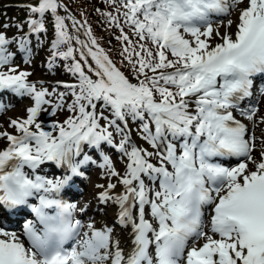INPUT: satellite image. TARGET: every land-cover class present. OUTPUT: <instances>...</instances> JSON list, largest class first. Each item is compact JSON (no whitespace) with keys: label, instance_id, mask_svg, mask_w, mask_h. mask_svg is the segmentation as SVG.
I'll return each mask as SVG.
<instances>
[{"label":"snow or ice","instance_id":"obj_1","mask_svg":"<svg viewBox=\"0 0 264 264\" xmlns=\"http://www.w3.org/2000/svg\"><path fill=\"white\" fill-rule=\"evenodd\" d=\"M107 2L116 5L117 15H102L120 28L117 39L126 42L121 55L135 83L97 45L90 28V43L69 33L65 20L73 27L79 22L57 14L64 8L59 0L28 5L30 16L40 17L27 21L29 31H44L43 18L51 13L52 56L73 58L68 71L78 83L63 85L74 98L66 105L67 93L38 90L27 79L30 73L11 66V41L0 33V93L32 101L25 118L9 122L18 135L0 132L8 141L0 149V207L27 206L36 218L23 225L27 244L0 227V264H264V133L257 136L234 114L239 111L255 128L258 108H241V102L253 95L254 78L264 75V0ZM233 12L236 20L229 18ZM73 39L80 48L71 46ZM26 42L20 38L21 47ZM64 44L66 51H55ZM54 94L55 100L48 98ZM259 94L264 96V85ZM9 107L0 101V112ZM64 108L72 115L45 131L40 116ZM129 119L139 121L137 135L148 148L133 142ZM85 145H107L126 161L120 172L102 155L109 183L97 185L104 189L97 199L119 206V225L131 227L128 251L112 227L82 223L73 216L75 204L56 198L73 177L83 176L81 166L90 160ZM215 157L238 159L223 166L212 162ZM46 161L67 174L33 179L23 171ZM117 185L122 192H113ZM33 196L38 204L29 203Z\"/></svg>","mask_w":264,"mask_h":264},{"label":"rangeland","instance_id":"obj_2","mask_svg":"<svg viewBox=\"0 0 264 264\" xmlns=\"http://www.w3.org/2000/svg\"><path fill=\"white\" fill-rule=\"evenodd\" d=\"M91 1L92 0H68L69 3L74 4L75 8L81 14H84V9L82 8V6H85V4H86L87 8L90 10V13L97 18H102V16H103L102 13L109 12L108 9H106V5H108L106 0H93L94 3L90 4ZM37 2H38V0H0V33H4L5 35H8L7 32L15 29V27L17 25L21 26V23L15 24L14 22H12V17H13L12 14H14V9L21 11L20 13L26 14L27 13L26 11L28 10V5H35ZM80 2H83V3L81 4ZM113 7L115 9L116 5H113ZM97 9H99V11H97ZM5 11L7 13H5ZM111 13L113 15H116L115 11H113ZM57 14L64 16L66 18L70 16L67 14V12L64 9H61V8L58 9ZM236 15L237 14L235 12H233L232 16L229 18L236 20L235 19ZM104 18L106 21H108L105 16H104ZM122 19H123V17H122ZM220 19H224V18H220ZM215 21L218 22V19ZM65 23L68 26V31L71 35L75 34L74 32H76L75 35L78 36L81 41L90 43L89 37L85 34L86 32L84 31V28L80 24H77L76 27H73L71 19H66ZM4 25H8V27L6 28V27H4ZM112 28H115L118 31V34H120V28L115 27L114 25ZM233 28H234V26H233ZM224 30H225L224 28L220 29V31L222 33L224 32ZM28 33H29V31L26 32V34L24 36H22L27 41L23 45V47L20 46V38H22L21 36H19L20 38H18V39H13V41H14L13 44L15 45V48H13L11 50V52H13L12 64L19 65L22 63L23 65H26V61L29 59V57H26V55L21 53V52H23V50L26 48L30 54L31 49H33L32 47H30L33 45V39L31 37V33L30 34H28ZM217 41H218V38L214 39L212 41V43L217 42ZM11 44H12V42L6 46L8 51H10L9 46ZM64 46H66V45L65 44L61 45L55 51L60 50ZM78 46L80 48V45H78ZM93 50L95 51V48ZM78 56H79V53H78ZM88 59H89V61H91V57H88ZM40 72L36 73L35 78H38V79L35 82L41 83L40 84L41 86L47 85L48 87H50V89L48 90L49 92L52 91L53 87H56L55 85H57V87H61V88L63 87L60 83L58 84L56 82H53L52 79L49 78V77L55 78V79L60 78L54 74V71L51 68L49 69L47 75H44V74L41 75L42 73H40ZM57 81H59V79H57ZM63 88H65V87H63ZM255 96H254L255 97V100H254L255 104L254 105H255V107L258 108V112H257V115L254 119L257 121V125L260 129L259 132L261 135V133H264V124L259 123V118L261 116H264V96H261L259 94V92L256 93ZM52 97H53V100L56 99L55 94ZM49 98H51V97H49ZM1 100L2 101L6 100L7 104H10L11 107L7 108L6 111L0 113V132L7 130L9 132L15 133L16 132L15 129L14 128L12 129L11 127H9L10 120L17 119V118H21V119L25 118L26 117L25 109L28 106L32 105V101L30 100V98H27V97H25L24 99H22V97H21V98H18L17 100L14 101L13 99H11V97L9 95L3 96V99H1ZM45 107H47L49 109V112L51 111L50 105H46ZM59 114H60L59 111L55 115H49L46 113L45 117L47 119H49L48 122H50V120L58 121ZM42 115L44 116V114H42ZM105 115H109V113L105 112ZM46 118H45V120H46ZM39 119L42 120V117L40 116ZM101 123H103V122L101 121ZM128 123H129L130 129L132 130L131 136H132L133 142L134 143L137 142L141 147L148 148L149 146L143 140H141L139 138V136L137 135L138 127H139V121L134 123L130 119ZM46 124H48V123L47 122L45 123V121H43V127ZM50 129H51L50 127H47L45 131H53ZM53 134L55 135L57 133L53 132ZM6 143H7V140L5 138H0V149H3L6 146ZM149 150H151V149L149 148ZM111 159H112L116 169L118 171L122 172L124 170L126 161L123 160L121 157H118V156H115L114 158L111 157ZM152 162L156 163V159L152 158ZM86 180H87V182L85 184H84V182H81L79 185L80 186V192H78L79 195L77 197V198H79V203L76 205L75 210L78 211V213L81 212L82 216L85 215L82 217L83 222H94V224L99 228H103L105 226L112 227L114 229L115 237L118 239L121 238L125 232V229L115 223V220L117 219V215H116L117 208H116L115 204L112 202H109L107 204H101L98 202V199L96 198V192H101L104 190L103 188H98L97 185L98 184L104 185L106 187L107 184L109 183V178L106 175L105 170L102 169L101 167H98L97 169H93L91 174H89V176L86 178ZM83 181H85L84 178H83ZM111 182L116 183V178L113 177L111 179ZM120 189H123V187L121 185H117V188L114 190L116 191V190H120ZM82 208L84 209V211H81Z\"/></svg>","mask_w":264,"mask_h":264},{"label":"trees","instance_id":"obj_3","mask_svg":"<svg viewBox=\"0 0 264 264\" xmlns=\"http://www.w3.org/2000/svg\"><path fill=\"white\" fill-rule=\"evenodd\" d=\"M59 2L64 5V8H61V9L65 10L66 8L67 14L70 15L71 17H74L75 20L79 22L78 24H80L84 28L85 32L87 31V29L89 28L91 29V34L96 39L97 45H99L100 48H103L105 53L113 61L115 66L119 68L122 72H124V74L128 76L129 79L133 83H135L136 80L134 78V74L131 72L130 66H127V67L125 66L127 64V61H125L121 55L124 47L126 46V42L122 43L121 40L117 39V37H119L120 34H118V31L115 28H112L113 24L108 23V21L105 20L104 16H102V18H97L93 16L90 13V10L87 8L86 4L85 6H82V8L84 9V14H81L75 8L74 4L69 3L68 0H63V1L59 0ZM80 3L82 4L83 2H80ZM93 3L94 1L92 0L90 4H93ZM107 4L108 5H106V9H108L109 12L115 11L113 5H110L108 2ZM20 12L21 11L14 9V14H12L13 16L12 22H14L15 24L21 23L20 28H17L16 26L15 29L9 31V34L12 37L23 35L24 32L29 31V26H28L27 21L30 18L40 19V17L37 14H31L30 16L29 9L26 11L27 12L26 14H23ZM5 13L7 12L5 11ZM115 14L117 15L116 11H115ZM120 21H121V26L125 30L124 31L125 34H127L130 37V39L133 41V44H136L137 37H135L132 34L131 29L123 23L122 17H120ZM43 23L45 26L44 31H41L39 33L31 32V37L33 39V45H32L33 62H30V64L32 65V70L30 69L22 70L21 68H18L17 70L26 71L30 73L29 76H32L33 70L41 71L40 72L42 73L41 75L43 74L47 75L49 69L51 68L54 71V74L60 77L57 79L68 81L70 82V84H77L78 77L74 76L70 71H68V66H70L73 63V58L69 57L68 59H62L59 56L55 58H53L52 56V52L54 51V49L52 48V41L56 38V36H55V28H54V19L51 13L45 14L43 18ZM74 33L76 34V32ZM75 34H73L72 36L77 37ZM70 43L74 49L79 48L78 46L79 44L77 45L75 39L71 40ZM65 45L66 46L62 47L60 50H57V51H66L68 45L67 44ZM78 53L79 52H74L73 54L77 60H79ZM49 78L52 79L53 82L57 81V79L55 78H51V77ZM55 86H56L55 88L57 90V94L62 93V92L67 93V95L64 98L65 105L68 103H71L72 100L74 99L70 94L71 90L67 88H63V87L62 88L57 87V85ZM37 88L38 90L40 88H46L48 90L50 89V87H48L47 85L41 86L40 83H37ZM59 112L60 114H59V119L57 122H61V123L65 119H67L70 115H72V113L68 112L66 108L60 110ZM53 121H56V120H52V122ZM52 122L50 121V123Z\"/></svg>","mask_w":264,"mask_h":264},{"label":"bare ground","instance_id":"obj_4","mask_svg":"<svg viewBox=\"0 0 264 264\" xmlns=\"http://www.w3.org/2000/svg\"><path fill=\"white\" fill-rule=\"evenodd\" d=\"M231 30L234 31V28L231 29ZM241 108H245L246 109V107H244V106H242ZM240 117L246 122V125L249 127L250 130L254 131L257 136H260V132H259L260 129H259L257 124H256L255 128H253V122L252 121H248L242 116H240ZM249 134H251V132ZM257 152H258V150H257ZM235 164L236 163L232 164L231 166H235ZM122 191L123 190L115 191L114 193H118V192H122ZM124 229H125V232H124L123 236L119 240L121 241V247L124 248L125 251H128L131 248V246H132L131 245V241H132L131 227L130 226H124Z\"/></svg>","mask_w":264,"mask_h":264}]
</instances>
